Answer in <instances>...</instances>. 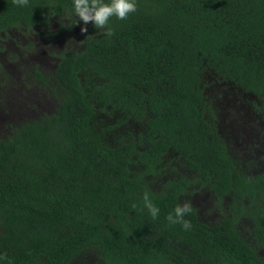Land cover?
I'll return each instance as SVG.
<instances>
[{"label": "trees", "instance_id": "1", "mask_svg": "<svg viewBox=\"0 0 264 264\" xmlns=\"http://www.w3.org/2000/svg\"><path fill=\"white\" fill-rule=\"evenodd\" d=\"M137 5L109 20L111 37L92 22L77 36L73 0H0V50L13 40L29 57L28 36L43 37L51 69L31 64L33 81L55 103L0 134V264H73L87 251L103 264H264V147L248 130L264 121V0ZM220 111L240 139L246 127L252 158L222 134ZM166 169L180 177L155 189ZM198 193L215 221L190 200ZM185 202L189 230L167 220Z\"/></svg>", "mask_w": 264, "mask_h": 264}, {"label": "rangeland", "instance_id": "2", "mask_svg": "<svg viewBox=\"0 0 264 264\" xmlns=\"http://www.w3.org/2000/svg\"><path fill=\"white\" fill-rule=\"evenodd\" d=\"M85 25H80V29L76 30L77 36L81 35V28ZM32 40H36L37 47H35L33 50V53H31L28 57L27 52L25 51V48L22 49L15 46V43L13 40H11V46L15 48L13 50L9 45V51L5 50V52H2L0 50V61L1 62H7V65H5V68L3 70L4 75L0 74V134H4L7 132L4 125L9 124V121H18L15 122L16 124L19 122L25 121V119L28 120H35L38 119L43 112H51L55 108V103L51 102V99L49 95L46 93V91L39 87V85L34 82L32 70L33 66L31 64H40V67H44V69H51V63L48 61V58L46 55V51H48V48L46 46L47 42L43 37L36 36L34 34L33 36H28ZM28 37H21L19 41L16 42L17 46H25L28 43ZM7 39L1 40L0 46H2V42H7ZM77 46V44L74 45V47ZM7 48V47H6ZM17 50V51H16ZM9 52L14 54L21 55L19 58L15 59L12 57L10 59ZM31 57V59H30ZM21 59L24 61H21ZM30 64V65H29ZM46 64V66H44ZM3 77V79H2ZM3 81H6V83H2ZM214 88V86H213ZM215 90V89H213ZM214 93V92H212ZM33 95V98H31L28 95ZM234 96H237V92H233ZM239 100L236 99L238 102L244 105L245 108H247L248 104L244 101L242 96H238ZM215 101L218 100V97L215 96ZM248 103V102H247ZM215 105H219L218 103H214ZM230 108V106H227V110ZM221 114V111L219 112V115ZM237 116V114H236ZM220 118L222 121H224V125L221 127V132L224 134L227 140L231 139V134L235 138L236 144H233L234 147H237L241 152H243L242 156L252 158L249 156V153L247 150V142H251L248 132L246 131V127L244 125L238 126V131H244L243 136L244 138L240 139V135L236 132L237 130H233L231 132L230 126H227L226 120H229V111L224 114L223 116L220 115ZM219 118V120H220ZM239 118L245 119L244 115L239 116ZM253 119V118H252ZM230 128V130H229ZM249 133L252 134V137H257L254 142H257L260 146V148L264 147V121H259V119L255 120L253 119L252 123L248 127ZM231 132V134H230ZM250 134V136H251ZM239 135V138H238ZM246 138V139H245ZM240 139V140H239ZM259 140L263 142H258ZM263 143V144H262ZM259 150V148H258ZM240 152V153H241ZM248 152V153H247ZM183 160L181 159H175V158H168L167 160V167L178 168V170L184 171V165L182 163ZM264 164V163H263ZM168 168V169H169ZM260 171L263 169L264 172V165L256 167ZM167 170V169H166ZM167 170L165 172H161V176L154 179L152 185L155 189H158L160 185L163 183V181H166L167 178H178L171 175V171ZM255 170L253 171V173ZM207 194H194L190 200L193 202V204L198 205L202 208L203 211L207 212L211 217L215 216V219L219 217V214L216 215V211L212 208V201L209 199ZM252 224L251 220H244L242 227L244 230H248L249 226ZM102 257L99 255L96 251H87L86 253H83L82 255L78 256L74 259L72 262L73 264H103Z\"/></svg>", "mask_w": 264, "mask_h": 264}, {"label": "clouds", "instance_id": "3", "mask_svg": "<svg viewBox=\"0 0 264 264\" xmlns=\"http://www.w3.org/2000/svg\"><path fill=\"white\" fill-rule=\"evenodd\" d=\"M28 2L29 0H13V3L20 7L27 6ZM137 10V0H108V2H105V0H73L71 15L74 16L75 14L84 25L92 22L95 28L103 30L104 36L111 37L114 35V30L108 27L109 20L112 17L126 20L130 14L135 13ZM76 23L77 20L74 24ZM81 32H87V28L82 27ZM143 202L150 216L156 219L159 215V208L152 203L147 192L143 195ZM191 211L190 202L178 204L174 209V213H170L167 216V220L169 224H180L183 229L189 230L191 222L185 220L184 217ZM0 259H7V256H0Z\"/></svg>", "mask_w": 264, "mask_h": 264}, {"label": "flooded vegetation", "instance_id": "4", "mask_svg": "<svg viewBox=\"0 0 264 264\" xmlns=\"http://www.w3.org/2000/svg\"><path fill=\"white\" fill-rule=\"evenodd\" d=\"M58 40L56 39V42H57ZM5 65H7V62H3ZM200 213H201V215H203V216H208V217H211L209 214H207V213H204V211L202 210V208H200ZM216 215H218V213L216 214ZM212 218V217H211ZM213 219V221H215V216H214V218H212ZM263 253V252H262Z\"/></svg>", "mask_w": 264, "mask_h": 264}]
</instances>
